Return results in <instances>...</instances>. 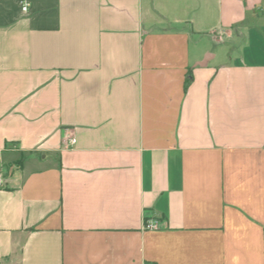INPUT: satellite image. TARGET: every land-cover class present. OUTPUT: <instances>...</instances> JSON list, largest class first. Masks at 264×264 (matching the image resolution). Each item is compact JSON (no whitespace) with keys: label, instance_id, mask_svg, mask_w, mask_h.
Here are the masks:
<instances>
[{"label":"crops","instance_id":"1","mask_svg":"<svg viewBox=\"0 0 264 264\" xmlns=\"http://www.w3.org/2000/svg\"><path fill=\"white\" fill-rule=\"evenodd\" d=\"M26 1L0 0V264H264V0Z\"/></svg>","mask_w":264,"mask_h":264},{"label":"rangeland","instance_id":"2","mask_svg":"<svg viewBox=\"0 0 264 264\" xmlns=\"http://www.w3.org/2000/svg\"><path fill=\"white\" fill-rule=\"evenodd\" d=\"M205 40H207V39H205ZM209 42V44H210V49L212 50V51H216L217 52V54H216V59L215 60H219V57H220V48L218 47V46H216V45H214L213 43H211L210 41H208ZM228 50H229V52H230V54L231 55H236L237 53H238V46H237V43L236 42H231L229 45H228Z\"/></svg>","mask_w":264,"mask_h":264},{"label":"built area","instance_id":"3","mask_svg":"<svg viewBox=\"0 0 264 264\" xmlns=\"http://www.w3.org/2000/svg\"><path fill=\"white\" fill-rule=\"evenodd\" d=\"M27 9H28V2L26 0H22V2H21V10L22 11H26ZM74 142H75V139H71V143H74ZM3 179H4V175L0 171V186L3 183ZM144 226L146 228H153V227H155V223L153 221H145Z\"/></svg>","mask_w":264,"mask_h":264},{"label":"water","instance_id":"4","mask_svg":"<svg viewBox=\"0 0 264 264\" xmlns=\"http://www.w3.org/2000/svg\"><path fill=\"white\" fill-rule=\"evenodd\" d=\"M206 58H207V56H206ZM203 63H204V62H201V63H199V65H200V64L202 65Z\"/></svg>","mask_w":264,"mask_h":264}]
</instances>
